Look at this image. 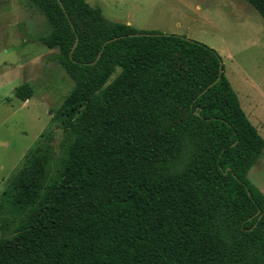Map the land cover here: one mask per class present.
<instances>
[{
	"label": "trees",
	"instance_id": "16d2710c",
	"mask_svg": "<svg viewBox=\"0 0 264 264\" xmlns=\"http://www.w3.org/2000/svg\"><path fill=\"white\" fill-rule=\"evenodd\" d=\"M61 1L32 0L73 80L53 115L62 154L49 131L0 193V264H264L249 177L264 137L219 52ZM247 1L264 21V0Z\"/></svg>",
	"mask_w": 264,
	"mask_h": 264
},
{
	"label": "rangeland",
	"instance_id": "374dc122",
	"mask_svg": "<svg viewBox=\"0 0 264 264\" xmlns=\"http://www.w3.org/2000/svg\"><path fill=\"white\" fill-rule=\"evenodd\" d=\"M86 1L112 20L181 34L216 49L242 107L264 137V21L247 0ZM51 29L32 0H0V193L49 131L54 155L62 154L64 134L53 115L73 80L50 58L58 48L39 39ZM25 81L35 93L21 100L14 90ZM249 177L264 192V149Z\"/></svg>",
	"mask_w": 264,
	"mask_h": 264
},
{
	"label": "water",
	"instance_id": "95a60500",
	"mask_svg": "<svg viewBox=\"0 0 264 264\" xmlns=\"http://www.w3.org/2000/svg\"><path fill=\"white\" fill-rule=\"evenodd\" d=\"M60 4L62 5V1L59 0ZM111 39L107 40L105 43H107L108 41H110ZM77 42L74 44L73 48H72V51L74 50L75 46H76Z\"/></svg>",
	"mask_w": 264,
	"mask_h": 264
}]
</instances>
